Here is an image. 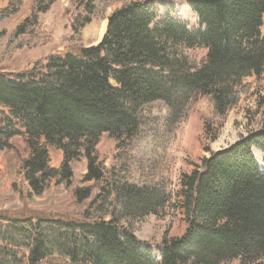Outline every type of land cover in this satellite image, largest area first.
<instances>
[{
	"label": "trees",
	"instance_id": "1",
	"mask_svg": "<svg viewBox=\"0 0 264 264\" xmlns=\"http://www.w3.org/2000/svg\"><path fill=\"white\" fill-rule=\"evenodd\" d=\"M25 1H10L0 17ZM56 1L32 0L7 37L0 34V64L49 43L41 20ZM96 1L69 0L75 14L66 42L73 45L65 54L23 73L0 71V154L8 160L0 183L11 179L7 200L15 194L33 199L53 180L70 184L71 163L84 158V182L105 183L103 193L80 218L0 209V264H21V250L28 264L53 254L72 264H264V169L253 153L264 155V127L227 147L210 146L228 112L264 81V0H188L194 28L169 15L157 19L152 0H129L108 15L101 41L84 46L82 31L92 22ZM157 101L167 107L169 123L198 104L206 154L174 188L155 176L116 181L99 160L101 136L121 142L136 135L141 108ZM142 136L144 146L156 151L158 137ZM50 150L62 154L58 168L50 165ZM145 163L151 172L160 166ZM91 195L89 187L74 192L77 203ZM170 209L182 215L185 229L163 239L156 258L152 244L122 221Z\"/></svg>",
	"mask_w": 264,
	"mask_h": 264
},
{
	"label": "rangeland",
	"instance_id": "2",
	"mask_svg": "<svg viewBox=\"0 0 264 264\" xmlns=\"http://www.w3.org/2000/svg\"><path fill=\"white\" fill-rule=\"evenodd\" d=\"M10 1L14 0H0V9L7 7ZM128 1L97 0L94 3L92 22L82 31V45L90 46L99 43L106 30L108 15L112 10ZM152 1L157 19L160 20L169 15L184 21L189 28L196 27V15L189 9L188 0ZM31 3L32 0H26L15 13L7 17H0V34L3 35V39L7 37L11 28L29 13ZM74 14L69 0H57L46 13L42 14V27L51 34L49 43L18 52L12 62L0 64V71L13 74L23 73L35 63L45 64L52 55L65 54L66 50L73 45L71 42H66V39L72 34L70 25ZM262 31L264 32V24ZM195 52L201 56L204 50L199 49ZM139 114L141 117L140 129L131 138L120 142L108 134L101 136L97 145L99 160L106 170L112 169L114 171L113 175L116 176L114 177L116 181L127 179L129 182L137 183L140 180L152 179L155 176L153 179H165L174 188L178 184L180 175L184 172H190L193 163L199 161L206 154L204 147L208 140L203 132L199 106L198 104L191 105L190 112L185 118L177 122L173 120L170 123L166 122L168 109L162 102H152L143 106ZM262 127H264V81L259 85H252L251 90L228 112L218 137L210 142V146L213 150L227 147L238 140L240 136ZM142 135L158 137L159 144L156 151L149 150L148 147L144 146ZM138 141L139 146H135ZM14 142L23 148L20 139H15ZM138 153L140 154L138 155ZM253 153H256L259 164L264 169V155L257 149H253ZM9 154L13 156L16 162L14 154L12 152ZM22 154L23 152H21ZM145 157L150 158L145 160ZM50 158V165L58 168L62 160L61 152L50 150ZM7 161V158L0 154V171L2 173L7 170ZM145 162L153 163V166L158 163L160 166L151 172L153 169ZM71 167L73 178L70 184L53 180L40 196H34L33 199L28 200L24 197L20 198L18 194L7 200V195L11 193V179L4 177L0 183V209L56 217L73 216L80 218L84 216L82 212L88 208V205H91V211L97 206V203H94L95 197L98 193H103L100 187L105 186V183L84 182L83 177L86 173V160L84 158L72 162ZM109 177L113 176L110 174ZM86 187L91 188V197L85 199L83 203H77L74 198L75 190ZM110 195L107 196L108 200H105L102 206L106 220L111 215ZM104 197L106 196L103 195L102 198ZM122 222L130 226L139 240L152 244L151 249L156 258H158L159 252L157 245L163 239L182 235L185 229L182 215L171 209L162 216L148 214L142 217L126 218ZM24 253L25 250H21L19 254L21 264H28ZM37 264L72 263L64 256L53 254Z\"/></svg>",
	"mask_w": 264,
	"mask_h": 264
},
{
	"label": "bare ground",
	"instance_id": "3",
	"mask_svg": "<svg viewBox=\"0 0 264 264\" xmlns=\"http://www.w3.org/2000/svg\"><path fill=\"white\" fill-rule=\"evenodd\" d=\"M255 156H256V153H255ZM257 160L259 161L258 157L256 156Z\"/></svg>",
	"mask_w": 264,
	"mask_h": 264
}]
</instances>
